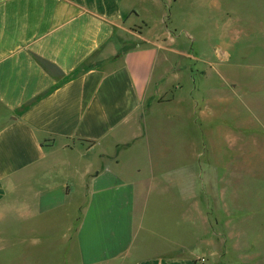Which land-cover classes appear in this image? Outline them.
<instances>
[{"label":"crops","instance_id":"0c3cea01","mask_svg":"<svg viewBox=\"0 0 264 264\" xmlns=\"http://www.w3.org/2000/svg\"><path fill=\"white\" fill-rule=\"evenodd\" d=\"M174 2L0 0L4 261L31 249L24 238L33 234L32 249L55 252L60 264H202L212 235L196 209L194 167L177 160L159 181L164 171L145 176L137 162L148 154L141 145L153 107L180 87L169 77L182 68H169L172 53L156 39L195 38L184 28L189 16L178 25L170 15ZM209 8V38L225 40L220 60L232 55L227 38H264V0H209ZM162 202L173 208L165 232L148 214Z\"/></svg>","mask_w":264,"mask_h":264},{"label":"rangeland","instance_id":"374dc122","mask_svg":"<svg viewBox=\"0 0 264 264\" xmlns=\"http://www.w3.org/2000/svg\"><path fill=\"white\" fill-rule=\"evenodd\" d=\"M170 15L177 24L189 16L184 28L194 30L195 38L156 39L172 53L169 68L179 67L182 72L169 77L176 79L171 85L180 87L163 94L159 99L169 101L154 106L150 113L148 138L141 145L148 154L145 149L147 155L137 160L144 167L141 173L148 176L151 170H162L164 178L158 179L165 181L175 173L177 160L191 164L199 196L196 209L200 207L202 224L212 235L201 263L264 264V38H227L232 55L220 60L215 49L224 46L225 40L209 38V0H176ZM130 29L138 32L140 25ZM177 49L184 57L173 54ZM173 151L174 163L166 159ZM172 210L170 203L150 205L153 230L169 229L167 212ZM24 239L31 249L7 262L0 252V264H60L50 256L55 252L32 249L38 236ZM41 240L45 241L43 236ZM24 254L39 255L40 261ZM63 264L74 263L65 259Z\"/></svg>","mask_w":264,"mask_h":264}]
</instances>
